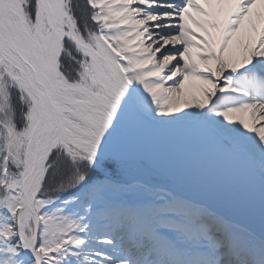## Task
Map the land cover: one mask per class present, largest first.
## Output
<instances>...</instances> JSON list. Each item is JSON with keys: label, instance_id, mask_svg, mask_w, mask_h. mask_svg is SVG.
Listing matches in <instances>:
<instances>
[{"label": "snow or ice", "instance_id": "6c2138e0", "mask_svg": "<svg viewBox=\"0 0 264 264\" xmlns=\"http://www.w3.org/2000/svg\"><path fill=\"white\" fill-rule=\"evenodd\" d=\"M0 264H264V0H0Z\"/></svg>", "mask_w": 264, "mask_h": 264}]
</instances>
